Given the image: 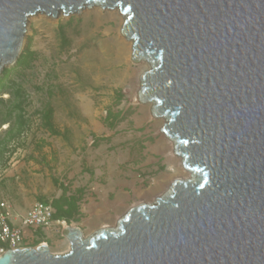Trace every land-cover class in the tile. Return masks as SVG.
I'll return each mask as SVG.
<instances>
[{"label":"water","instance_id":"95a60500","mask_svg":"<svg viewBox=\"0 0 264 264\" xmlns=\"http://www.w3.org/2000/svg\"><path fill=\"white\" fill-rule=\"evenodd\" d=\"M118 8L133 41L139 100L164 120L190 178L70 249H9L0 264H264V0H0V71L13 65L29 19L85 5Z\"/></svg>","mask_w":264,"mask_h":264},{"label":"rangeland","instance_id":"374dc122","mask_svg":"<svg viewBox=\"0 0 264 264\" xmlns=\"http://www.w3.org/2000/svg\"><path fill=\"white\" fill-rule=\"evenodd\" d=\"M120 22L114 11L97 6L29 19L19 55L29 46L34 56L12 75L25 91L29 125L10 142L13 151L0 158V199L11 206L14 220L40 197L50 200L65 191L80 196L84 213L73 222L87 236L114 226L130 206L152 202L174 179L189 176L161 132L164 120L155 118L151 103L139 100L138 69L149 66L132 61L133 47L118 36ZM0 100L2 116L12 99L6 93ZM47 107L60 135L42 124ZM8 126L0 125L5 141ZM124 190V197H114ZM89 202L103 213L87 218ZM56 230L54 225L28 232L27 246L45 241L51 253L67 252L70 245Z\"/></svg>","mask_w":264,"mask_h":264},{"label":"trees","instance_id":"16d2710c","mask_svg":"<svg viewBox=\"0 0 264 264\" xmlns=\"http://www.w3.org/2000/svg\"><path fill=\"white\" fill-rule=\"evenodd\" d=\"M27 48L19 55L15 64L10 68H3L0 71V96L2 94H10L11 105L6 109L5 113L0 116V125L9 124L7 130V140L0 139V158L7 152L10 153V142L20 136L29 125V120L25 116V91L16 84L12 75L20 68L30 65L34 52ZM0 102H2L0 100ZM52 108L47 107L43 110L42 124L53 135H60V132L54 128L52 122ZM15 119V125L12 121ZM80 196L67 195L64 191L59 197L47 199L40 197L38 201L50 203L54 208L53 220L70 221L74 219L78 212V201Z\"/></svg>","mask_w":264,"mask_h":264},{"label":"built area","instance_id":"2783aa9c","mask_svg":"<svg viewBox=\"0 0 264 264\" xmlns=\"http://www.w3.org/2000/svg\"><path fill=\"white\" fill-rule=\"evenodd\" d=\"M53 214L54 208L50 203L36 201L24 215L14 220L11 206L0 199V256L9 249L29 247L30 231L46 230L56 225V231L62 233L68 224L64 220H53Z\"/></svg>","mask_w":264,"mask_h":264},{"label":"bare ground","instance_id":"6f19581e","mask_svg":"<svg viewBox=\"0 0 264 264\" xmlns=\"http://www.w3.org/2000/svg\"><path fill=\"white\" fill-rule=\"evenodd\" d=\"M95 6H97V7H100V8H102L99 4L97 5V4H94V5H92L91 7L89 6V7H87L86 5L80 10V11H82L83 9H86V8H94ZM79 10L78 11H75V12H80ZM112 11H114L116 14H117V16L118 17H120L121 18V22H120V25H118V27H117V32H118V36H119V38H120V40L122 41V43H124V44H128V48H131V46H132V43H133V41L131 40V39H129L128 41L126 40V37L125 36H123L122 34H121V28H122V24H123V20H124V16L120 13V10L118 9V8H114V9H112ZM59 13H63V11H61V10H59ZM21 51V50H20ZM138 62H141L142 64H145V63H148L145 59H142V58H140L139 57V61ZM146 70V68H145V66H143L142 68H139L138 69V71H139V74H138V76H137V85H138V83L140 84V80H141V75L143 74V72ZM140 79V80H139ZM140 86L138 85V91H140ZM155 116V118H161V117H158L157 115H154ZM164 134V133H163ZM164 136L166 137V139L168 140V142H169V144H172L171 145V154H174L173 156L176 158V154L174 153V151H173V141L170 139V138H168L165 134H164ZM164 137V138H165ZM173 156H171V157H173ZM178 157V156H177ZM178 159H179V161L181 162L182 161V159L180 158V157H178ZM180 168L182 169V170H184L185 172H188V170L187 169H185V167L183 166V164H182V162L180 163ZM188 174H189V176H187V178H186V176L184 175H181V178H179V179H181V180H186V179H188V178H190V172H188ZM171 183V182H170ZM168 187H169V185H168ZM167 187V188H168ZM143 203H147V202H143ZM148 203H151V202H148ZM139 204V203H138ZM103 227H105V226H103Z\"/></svg>","mask_w":264,"mask_h":264},{"label":"crops","instance_id":"0c3cea01","mask_svg":"<svg viewBox=\"0 0 264 264\" xmlns=\"http://www.w3.org/2000/svg\"><path fill=\"white\" fill-rule=\"evenodd\" d=\"M109 191H111L112 193H113V190H109ZM126 191L124 190V191H121L120 193H117L116 191L114 192V197H116V196H118V197H124V195L125 194H123V193H125ZM67 194V193H66ZM67 195H75V194H72V193H69V194H67ZM78 196V195H77ZM55 198H57V197H55ZM114 201H115V203H117L118 201H121L120 199H114ZM87 206H89V208H91L92 209V212H90L89 214L88 213H86V214H88L86 217L87 218H89V217H91L92 215H94V214H96V215H99L100 213H103L101 210H97L96 209V207L94 206V204H93V202H89L88 203V205ZM103 211L105 212V209H103ZM82 212V210H80V208H79V205H78V212H77V215L74 217V219H72V220H70V221H65L68 225H71V226H78V227H80V228H82V224L81 223H79V221L78 222H76V223H74L73 221L74 220H76L77 219V217H79ZM82 213H84V212H82ZM61 221V220H60ZM72 222V224H69V223H71Z\"/></svg>","mask_w":264,"mask_h":264}]
</instances>
